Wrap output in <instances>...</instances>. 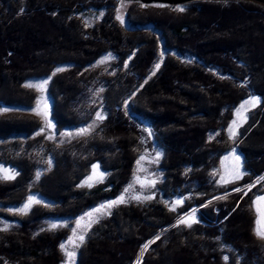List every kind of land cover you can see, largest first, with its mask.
<instances>
[{"label": "trees", "instance_id": "1", "mask_svg": "<svg viewBox=\"0 0 264 264\" xmlns=\"http://www.w3.org/2000/svg\"><path fill=\"white\" fill-rule=\"evenodd\" d=\"M118 2L0 0V163L15 171L0 179V217L19 223L0 228V264L62 263L69 228L36 223L75 218L117 199L142 153L143 127L162 152L156 195L119 202L96 221L76 264H264L252 205L260 192L255 179L264 176V4L199 0L175 11L128 2L121 18ZM89 8L101 12L94 22L83 17ZM108 53L116 57L113 74L95 68ZM63 63L71 66L53 73ZM48 76L46 115L55 133L90 121L99 106L106 119L69 142L47 138L36 83ZM251 97L259 103L236 141L243 178L222 184L212 170L229 149L226 131L238 105ZM95 163L106 179L81 186ZM30 192L51 203L11 216L8 209ZM179 195L188 197L172 208L169 200ZM193 207L195 217L181 218ZM220 244L233 250L228 262Z\"/></svg>", "mask_w": 264, "mask_h": 264}, {"label": "rangeland", "instance_id": "2", "mask_svg": "<svg viewBox=\"0 0 264 264\" xmlns=\"http://www.w3.org/2000/svg\"><path fill=\"white\" fill-rule=\"evenodd\" d=\"M194 1H199V0H194ZM194 1H189L185 2L182 4H177V5H164L167 6L171 10L179 11L181 6L184 4L192 3ZM254 1V0H253ZM257 2V1H255ZM132 3V2H130ZM138 3V2H137ZM260 3V2H258ZM128 1H122L119 0L118 2V7H119V16L122 18L124 17L123 13L127 9L128 6ZM153 4V3H152ZM158 4V3H157ZM263 4V3H261ZM83 17L87 22H94L100 15L101 12H97L92 8H89L83 12ZM156 33V32H154ZM116 60V57L111 54H105L101 56L97 60V63L95 64V68L101 70L103 73H108V74H113L115 72V68L112 65V62ZM68 69V68H67ZM66 70V69H65ZM44 86V83H36V87L38 89V92L40 93L42 87ZM101 88H97L92 91V95L95 99H99L100 93H101ZM42 93V92H41ZM255 100V103L252 101ZM259 103V98L258 97H251L249 99L244 100L241 102L238 107L243 108L241 110H238L235 112L236 117H235V122L233 121V124L230 126V128L227 129L226 134L229 137L230 141V146L227 151L222 153L220 156V159L225 153L230 152L233 147H235L237 150V136L239 134V127L243 123L246 116L248 115L249 111L253 109L256 105ZM49 100H43L39 104V113L41 115V121L43 122V127L46 130V136L50 140H52L54 143L57 145L69 142L73 139L79 138V137H84L89 135L91 132H93L100 123L106 119V111L102 107H97L96 112L94 114V117L84 123L81 124L80 126H77L76 128H71L68 130H60L59 133H55L51 121L46 115V112L49 109ZM6 110L5 108H1L0 106V111ZM97 112L100 113V115L103 117V119H97ZM143 135H142V146H141V155L139 156L134 170L133 174L129 180V182L124 186L123 190L119 194V197L115 200L107 201L104 203H101L93 208L88 209L87 211L83 212L82 214L76 216L75 218H70V219H63L61 221H58L57 219H44L37 224H39L38 228L43 229V228H62V227H68L69 228V235L66 239L62 241L61 244L64 245V247H61V251L64 254V260L60 264H76V252L80 246V244L83 242L80 241L79 237L81 235L84 236V239L87 235V231L90 229V227L99 219L107 216L110 212L111 209L117 205V203L120 202L119 198L121 196L124 197V201L122 203H128V202H144L149 199H144L143 197L145 196H150L151 198L156 195V190L157 187L159 186L160 181L162 180V170L159 168L160 161L162 159V152L160 149L155 145V143L152 141V134L151 131L148 127H143ZM215 133L209 134V137L214 136ZM19 141H24L23 137H17ZM6 140H12L6 139ZM5 142L4 140H0V143ZM235 142V143H234ZM22 146V145H21ZM19 152V151H18ZM17 152V156H19ZM239 152V151H238ZM159 153V155H157ZM143 157V159H141ZM241 157V158H240ZM219 159L218 161V166L216 168H213L212 170V177L215 178L217 182H221L222 184H237V182L242 179V163H243V157L242 155L240 156H235L234 161L230 168L228 170H225V163ZM95 166V168L93 167ZM41 171V170H40ZM15 174V171L13 168L3 165L0 163V179H5V180H10ZM107 173L103 171L97 163L91 164L87 168V173L83 177V179L80 181V185L83 187H91L95 185L98 182L104 181L106 179ZM256 183H259V190L260 192L255 193V195L252 198V205H253V213H254V231L255 233L264 238V199H259V197H264V176H259L256 179ZM254 180V181H255ZM251 184V183H249ZM248 185V184H247ZM247 185H245L247 187ZM244 186V187H245ZM236 189H241V187L236 188ZM235 191V190H234ZM29 196V194H28ZM139 196L141 199H134L133 197ZM225 194H222L218 196L217 198L224 197ZM186 196H174L172 199L169 200V205L172 208L178 207L180 208V205L183 203V199ZM28 199V197H27ZM181 200L182 202L177 204L176 201ZM168 201V200H167ZM165 201V202H167ZM51 202H35L33 203L29 209L26 212H22L21 209L19 208V204L16 207H10L8 211L10 214H13L11 216L17 215L18 214H29L33 207L36 205H41V204H50ZM167 203V204H168ZM103 206V207H102ZM197 207L191 208L189 211H187L181 218L184 217V219H189V217L193 218L195 217V211ZM18 221L12 220L11 218H6V217H0V228L2 229H10V228H16L18 227ZM35 225V226H36ZM52 225H56V227H52ZM223 249V254L222 258L224 259L225 262H228V260L232 257L233 250L231 251L230 246H225V245H219ZM69 253H74V255H69ZM237 261L239 260V255L236 254ZM234 255V256H235ZM250 264H253L250 263Z\"/></svg>", "mask_w": 264, "mask_h": 264}, {"label": "water", "instance_id": "3", "mask_svg": "<svg viewBox=\"0 0 264 264\" xmlns=\"http://www.w3.org/2000/svg\"><path fill=\"white\" fill-rule=\"evenodd\" d=\"M122 1H128V2H138V3H141V4H164V5H179V4H182V3H185V2H189V1H194V0H122ZM253 1V0H252ZM254 1H257V2H260V3H263L264 4V0H254ZM126 27V24L124 25ZM71 65L70 64H59L57 65L54 69H53V73H57L59 71H63L67 68H69ZM51 79V76H48L46 78L43 79L42 83H47L49 82ZM43 92L41 93V98H39L37 100V103L40 104L41 101L43 100H49V97L47 96L46 92L45 91V86L42 87L41 89ZM235 156H240V154L238 153V150L233 147V149L228 152V153H225V155H223L221 157V162L223 161L225 163V170H228V168H230V166L232 165L233 161H234V157ZM31 198V199H30ZM35 202H50L48 199H46L45 197H43L42 195H40L38 192H30L29 193V196H28V199L24 200L20 205H19V208L21 209L22 212H26L29 207L35 203ZM28 205L27 208L24 207V205Z\"/></svg>", "mask_w": 264, "mask_h": 264}, {"label": "snow or ice", "instance_id": "4", "mask_svg": "<svg viewBox=\"0 0 264 264\" xmlns=\"http://www.w3.org/2000/svg\"><path fill=\"white\" fill-rule=\"evenodd\" d=\"M178 10H179V11H183L184 9H183V8H180V9H178ZM159 66H160V65L157 64V65H156V68L158 69ZM154 74H155V73H153V75H154ZM252 102L255 103V100H253ZM96 116H97V119H103V117L100 115L99 112H97ZM157 155H159V153H158ZM141 159H143V157H141ZM49 164H51V161H49ZM93 167L95 168V166H93ZM37 178H39V174H38ZM235 191H240V189H235ZM245 194H247V193H245ZM133 198H134V199H141V197H139V196H135V197H133ZM143 198H144V199H151L150 196H145V197H143ZM221 198H223V197H221ZM30 199H31V198H30ZM259 199H264V197H259ZM119 200H120V202H123V201H124V197L121 196V197L119 198ZM181 202H182L181 200H177V201H176L177 204H179V203H181ZM24 207L27 208L28 205L26 204V205H24ZM102 207H103V206H102ZM193 222H195V221H193ZM180 223H186V221H184V220L182 219V220L180 221ZM188 226L190 227L191 224H188ZM52 227H56V225H52ZM261 235H264V234H261ZM79 239H80V241L82 242V241L84 240V236L81 235V236L79 237ZM61 247L63 248L64 245L61 244ZM69 255H70V256H71V255H74V253H69Z\"/></svg>", "mask_w": 264, "mask_h": 264}]
</instances>
